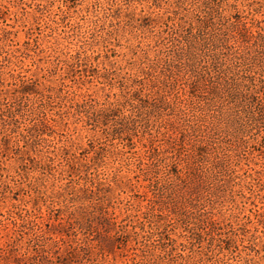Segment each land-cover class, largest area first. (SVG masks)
<instances>
[{
  "label": "rangeland",
  "instance_id": "374dc122",
  "mask_svg": "<svg viewBox=\"0 0 264 264\" xmlns=\"http://www.w3.org/2000/svg\"><path fill=\"white\" fill-rule=\"evenodd\" d=\"M206 7L264 33V0H0V264H264V117L175 58Z\"/></svg>",
  "mask_w": 264,
  "mask_h": 264
},
{
  "label": "trees",
  "instance_id": "16d2710c",
  "mask_svg": "<svg viewBox=\"0 0 264 264\" xmlns=\"http://www.w3.org/2000/svg\"><path fill=\"white\" fill-rule=\"evenodd\" d=\"M214 12L216 11L212 7L203 9L198 17L200 25L196 33H192L195 26L190 24L181 36L182 39L177 41L174 53L180 63L179 69L184 78H188L191 74L201 75L195 78L192 84L198 85L200 81L197 80H202L201 85L205 87L207 84L210 90L215 91L216 96L218 93L227 98L240 95L245 101L249 100L257 107V112L264 117V81L254 83L250 77V84H236L235 80L239 72L248 71L250 64L260 54L259 50L264 46V33L261 30L252 31L245 24L238 23H232L225 31L224 24L216 22ZM215 24L216 28H214ZM205 47L213 52L209 56V68L201 66L197 71L203 60L200 48ZM190 78L193 79L192 76ZM47 262L53 261L47 258Z\"/></svg>",
  "mask_w": 264,
  "mask_h": 264
}]
</instances>
